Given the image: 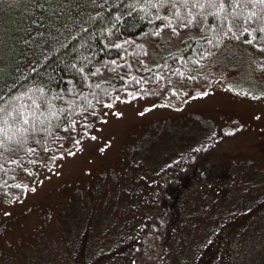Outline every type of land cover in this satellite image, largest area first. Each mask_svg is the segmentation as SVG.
<instances>
[{
  "label": "rangeland",
  "instance_id": "rangeland-1",
  "mask_svg": "<svg viewBox=\"0 0 264 264\" xmlns=\"http://www.w3.org/2000/svg\"><path fill=\"white\" fill-rule=\"evenodd\" d=\"M9 5L0 0V59L22 15ZM200 37L148 38L134 73ZM159 82L116 93L84 132L17 172L22 194L0 193V264H134L150 212L193 166L207 177L178 193L162 264H264V49L230 38L202 67Z\"/></svg>",
  "mask_w": 264,
  "mask_h": 264
},
{
  "label": "trees",
  "instance_id": "trees-1",
  "mask_svg": "<svg viewBox=\"0 0 264 264\" xmlns=\"http://www.w3.org/2000/svg\"><path fill=\"white\" fill-rule=\"evenodd\" d=\"M8 1L22 15L0 59V193L22 194L17 172L60 136L84 132L116 93L158 85L165 73L179 79L230 38L264 49V0ZM190 29L201 37L188 54L134 73L145 40Z\"/></svg>",
  "mask_w": 264,
  "mask_h": 264
},
{
  "label": "flooded vegetation",
  "instance_id": "flooded-vegetation-1",
  "mask_svg": "<svg viewBox=\"0 0 264 264\" xmlns=\"http://www.w3.org/2000/svg\"><path fill=\"white\" fill-rule=\"evenodd\" d=\"M191 170L190 173L184 174V177H173L169 187L165 189L158 209L150 212L149 224L140 232L139 252L134 264H162V257L168 253L171 237L169 234L172 229L170 221L177 206L178 193L185 191L191 183L205 180L207 177L205 173L199 175L201 168L193 166Z\"/></svg>",
  "mask_w": 264,
  "mask_h": 264
}]
</instances>
